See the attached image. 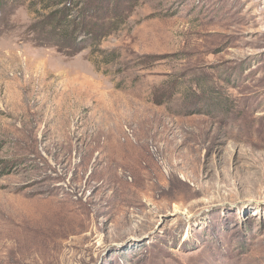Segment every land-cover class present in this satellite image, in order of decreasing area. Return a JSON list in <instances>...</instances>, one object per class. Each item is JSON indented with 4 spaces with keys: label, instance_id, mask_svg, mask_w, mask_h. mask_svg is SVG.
<instances>
[{
    "label": "rangeland",
    "instance_id": "1",
    "mask_svg": "<svg viewBox=\"0 0 264 264\" xmlns=\"http://www.w3.org/2000/svg\"><path fill=\"white\" fill-rule=\"evenodd\" d=\"M57 1L0 5V264H264V0H120L74 55Z\"/></svg>",
    "mask_w": 264,
    "mask_h": 264
},
{
    "label": "trees",
    "instance_id": "2",
    "mask_svg": "<svg viewBox=\"0 0 264 264\" xmlns=\"http://www.w3.org/2000/svg\"><path fill=\"white\" fill-rule=\"evenodd\" d=\"M3 1L0 0V5ZM119 1L58 0L44 20L46 28L41 26L39 31L43 33L50 27L52 46L66 55L77 54L86 46L98 47L125 19L126 11L119 9ZM82 34L87 38L85 46L79 42Z\"/></svg>",
    "mask_w": 264,
    "mask_h": 264
},
{
    "label": "bare ground",
    "instance_id": "3",
    "mask_svg": "<svg viewBox=\"0 0 264 264\" xmlns=\"http://www.w3.org/2000/svg\"><path fill=\"white\" fill-rule=\"evenodd\" d=\"M116 139V138H115ZM114 140V139H113ZM115 142V141H114ZM115 144V143H114ZM113 144V145H114ZM118 148H119V153L118 154H116V156H115V159H116V161H119V160H123L124 162H126V161H129V160H136V161H138V160H141V158H142V154H143V152H142V150L140 149L141 148V146H139L138 144H136L135 142L133 143L132 141H128V140H126V143H123V144H120L119 146H118ZM135 149H137V152H133ZM118 159V160H117ZM156 159V158H155ZM133 162V161H132ZM157 166V165H156ZM109 168H110V172L114 175V174H116V172H115V170H116V168H115V166H113V164H111L110 163V165H109ZM113 171V172H112ZM119 173V172H118ZM125 183V182H124ZM60 212V211H59ZM62 212V211H61ZM59 214V213H58ZM51 216H53V218L55 217L53 214L51 215ZM51 218V217H50ZM53 220H55V221H59L58 220V217H56L55 219H53ZM52 220V221H53ZM52 221H50V222H52ZM53 227V226H52Z\"/></svg>",
    "mask_w": 264,
    "mask_h": 264
}]
</instances>
